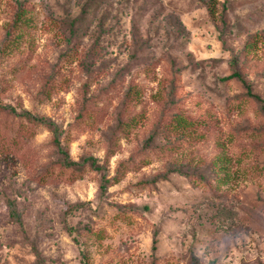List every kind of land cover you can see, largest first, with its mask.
Instances as JSON below:
<instances>
[{"label": "rangeland", "instance_id": "374dc122", "mask_svg": "<svg viewBox=\"0 0 264 264\" xmlns=\"http://www.w3.org/2000/svg\"><path fill=\"white\" fill-rule=\"evenodd\" d=\"M81 249L264 264V0H0V264Z\"/></svg>", "mask_w": 264, "mask_h": 264}, {"label": "trees", "instance_id": "16d2710c", "mask_svg": "<svg viewBox=\"0 0 264 264\" xmlns=\"http://www.w3.org/2000/svg\"><path fill=\"white\" fill-rule=\"evenodd\" d=\"M232 73L234 75H236L237 77L242 78L241 75H240V73L237 70H234ZM254 96L256 98H258V99H262L261 97H259L256 94H254ZM1 106L3 108H7L8 110L13 111L14 113L22 114V115H25V116H31L32 118H34V119H36V120H38L40 122H43V123L47 124L50 127V129H51V131L53 133V140L55 142V145L57 146L58 150L63 155V162H64V164H66V165H72V164L77 163V161L69 158L68 151L65 149V147L60 142V139H59V136H58V134H59V127H58L57 123L53 119H51L49 117H45V116H40V115L32 114L30 111H28L26 109L17 110L11 104H3ZM178 120H182V116H178ZM81 162L87 163L91 168L97 169V170L102 169L104 167L103 163L99 162L96 159V157H94L93 155H83L82 158H81ZM108 180H109V178L108 177H105V175L103 174L102 175V183L100 185L102 190H104V188L106 187V182ZM78 204H81V203L78 202V203L73 204L72 206H77ZM8 205H9V208H10L9 214L11 216H13V218H15L17 221L20 222V215H19V212L16 210L13 201L10 200V199H8ZM65 227H66V229L69 232L75 231V228L73 227V225H71L70 223H68L66 221V219H65ZM74 240L77 241V239L75 237H74ZM81 256H82V264H87L86 254L83 251V249H81Z\"/></svg>", "mask_w": 264, "mask_h": 264}]
</instances>
